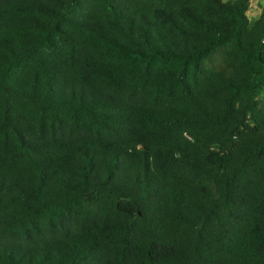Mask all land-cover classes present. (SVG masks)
I'll list each match as a JSON object with an SVG mask.
<instances>
[{"label": "trees", "instance_id": "16d2710c", "mask_svg": "<svg viewBox=\"0 0 264 264\" xmlns=\"http://www.w3.org/2000/svg\"><path fill=\"white\" fill-rule=\"evenodd\" d=\"M0 0V264H264V0Z\"/></svg>", "mask_w": 264, "mask_h": 264}, {"label": "rangeland", "instance_id": "374dc122", "mask_svg": "<svg viewBox=\"0 0 264 264\" xmlns=\"http://www.w3.org/2000/svg\"><path fill=\"white\" fill-rule=\"evenodd\" d=\"M224 1H227V0H224ZM262 5H263V2L261 0H250L249 1V8L247 11V16L249 20L254 21L255 19L259 17ZM261 98L264 101V92Z\"/></svg>", "mask_w": 264, "mask_h": 264}, {"label": "crops", "instance_id": "0c3cea01", "mask_svg": "<svg viewBox=\"0 0 264 264\" xmlns=\"http://www.w3.org/2000/svg\"><path fill=\"white\" fill-rule=\"evenodd\" d=\"M224 1V0H223ZM228 1V0H227Z\"/></svg>", "mask_w": 264, "mask_h": 264}]
</instances>
